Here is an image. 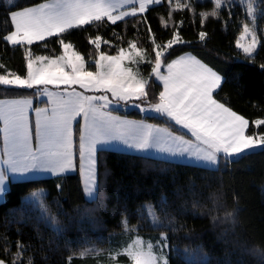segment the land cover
<instances>
[{
	"label": "trees",
	"instance_id": "16d2710c",
	"mask_svg": "<svg viewBox=\"0 0 264 264\" xmlns=\"http://www.w3.org/2000/svg\"><path fill=\"white\" fill-rule=\"evenodd\" d=\"M46 1L18 0L13 7L0 0V64L4 65L0 74L26 76L29 50L33 57L62 55L61 38L73 44L92 71L99 53L113 56L121 48L132 51L130 42H134L145 51L133 57L132 69L135 75L139 71V78L149 79L153 101L158 102L162 87L151 72L153 37L163 45L178 31L185 42L166 50L168 62L191 53L223 72L227 82L215 98L249 121L247 135H264V125L254 123L264 119V39L252 58L238 50L243 26L251 22L242 0H223L219 17L206 19L201 14L214 10V0H188L194 11L176 9V0H162L140 16L115 24L104 18L31 46H13L3 40L13 30L10 8L20 10ZM252 1L259 17L264 0ZM256 22L262 35L264 18ZM200 32L206 33L203 41ZM97 35L102 37L99 49L89 42ZM32 95L35 91L0 85V99ZM119 114L167 128L172 125L182 132L166 118L145 119L138 109ZM80 129L79 123L75 128V173L11 183L0 203V259L5 264H12L17 241L25 251L16 264H27L29 258L32 264H111L114 260L130 264L126 255H114L122 253L137 236L161 243L165 235L169 264H264V256L250 250L264 254V151L241 155L237 162L222 158L217 169H209L103 150L97 158L100 198L88 201L79 169ZM33 194H40L43 201L32 202ZM149 206L159 217L158 225L152 223ZM86 249L89 251L81 257Z\"/></svg>",
	"mask_w": 264,
	"mask_h": 264
},
{
	"label": "snow or ice",
	"instance_id": "6c2138e0",
	"mask_svg": "<svg viewBox=\"0 0 264 264\" xmlns=\"http://www.w3.org/2000/svg\"><path fill=\"white\" fill-rule=\"evenodd\" d=\"M171 2V0H170ZM8 5H15L18 0H6ZM161 0H139V11H147V6L160 4ZM223 0H214V10L202 13V19L209 15L219 17V9ZM188 8L195 10L188 0H176V9ZM115 4L113 0H48L35 6H25L20 10H8V17L14 30L3 35V40L10 45H28L35 42L45 41L49 37H60L74 28H81L93 22H102L105 17L115 24L117 20L127 15H136L137 8L131 12H121L113 15ZM175 10V9H174ZM171 18V12H169ZM247 15L253 20L264 18V12L255 16L251 4ZM252 32V41L245 46L239 41L237 47L252 58L256 49L255 31L250 30L246 23L243 26L241 40L245 35ZM149 32L151 28L149 27ZM206 33L200 32L199 39L203 41ZM102 37L97 35L90 43L100 48ZM179 32L173 33V39L166 44H157L153 37V51H155L154 66L151 68L156 80L162 82L163 90L159 92L158 102L149 99V79L137 78L131 69L122 68V62L133 59L131 53L127 56L123 48L116 56L101 53L95 60V71L87 70L82 55L73 50V44L61 38L63 54L55 58L47 55L32 56L28 51L27 75L16 73L0 74V85L14 86L22 89H32L38 85H79L86 91L102 92L104 95L85 96L74 90L66 93L54 102L51 114L44 111L41 117L40 109H36L37 120L35 125L36 146H32V133L30 131L26 109L31 106V100H0V120L4 121L6 159L0 161L12 173L26 174L28 172H50L53 175H62L73 170V147L74 130L73 121L82 116L85 124L78 132L79 156L81 166L85 159L88 161L89 180L86 185V193L93 200H99L100 187L96 182L94 168L97 163V153L102 152L105 146L111 145L113 140H120L127 149H134L144 156H152L150 151L155 149L163 155L160 159L176 163L183 158L192 157L195 161L204 162L205 167H211L219 163L217 154L231 158V162H237V158L246 155L249 151H264V135H247L246 129L249 121L244 116L233 111L230 106L218 101L214 93L222 90V85L227 82L226 75L219 69L208 67L195 56H180L178 59L168 62L166 50L172 49L174 44L184 43ZM104 43H109L105 40ZM130 47L140 56L145 50L139 49L137 44L130 42ZM143 59V57H141ZM39 62L38 67L34 63ZM151 63V60L148 61ZM166 65L167 74L161 72L162 66ZM4 65L0 64V68ZM264 67V65H262ZM155 83V81H152ZM44 93L50 98L54 95L47 88ZM107 93H111L114 100L139 101L133 106L145 113V119L166 118L174 122V125L187 130L192 137L199 142L197 150L192 151L189 145L191 141L185 139L184 132H176L174 126L160 128L152 124L141 122L121 121L113 117L111 113L103 109L108 108L113 100ZM102 102V103H97ZM257 127L264 125V119L254 121ZM166 133L162 138L160 133ZM170 142L171 146H165ZM203 145L204 148H200ZM192 163V159L187 160ZM58 188L61 185H57ZM9 189L0 173V199H3ZM35 194H33L34 196ZM166 202H162L164 204ZM151 209V206H149ZM152 223L158 225L159 217L155 210L148 213ZM51 220V218H49ZM58 232L59 229L57 228ZM162 237V247L166 240ZM17 252L12 261L16 264L25 251V246L16 242ZM89 250L82 251L83 257ZM129 257L132 264H169V260L163 254L158 255L154 251L152 242L146 247L144 241L137 236L135 240L123 249L122 253ZM71 259V258H69ZM0 264L5 261L0 259ZM27 264H32L29 258ZM207 264V262H206Z\"/></svg>",
	"mask_w": 264,
	"mask_h": 264
},
{
	"label": "crops",
	"instance_id": "0c3cea01",
	"mask_svg": "<svg viewBox=\"0 0 264 264\" xmlns=\"http://www.w3.org/2000/svg\"><path fill=\"white\" fill-rule=\"evenodd\" d=\"M46 2H48V1H46ZM113 2L115 4V10L112 13L113 15H119L121 12H129L130 13L131 12V9L133 7L137 8L136 15H134V16L133 15H127L123 19L117 20L116 23L121 22V21H124V20H127L129 18H133V17H136V16H140V15H142V14H144L146 12L145 11V12L141 13L139 11V0H113ZM161 3H162V0H161ZM154 5H159V4H151V5H148L147 6V10L150 7L154 6ZM105 18H107V17H105ZM13 30H14V28H13ZM38 42H41V41H38ZM188 55L195 56V55H193L191 53H185V54H182L180 56H188ZM180 56H178L175 59H178ZM197 59H199V58H197ZM132 61H133V59H127L126 58L122 62L121 67L122 68H125L126 65H127L129 67V69L132 70V74L135 75V73H134V71L132 69ZM201 62L204 63L202 60H201ZM208 67H210V66H208ZM161 72L163 74H167L166 66L164 68L163 67L161 68ZM137 78L139 79L138 76H137ZM153 78H154V80L156 82H158L161 85L162 90H163V84H162V82L156 80L154 74H153ZM19 89H21V88H19ZM27 90H31V89H27ZM32 91H35V95L25 96V97L2 98L0 100H23V99L31 100V102H32L31 103V106L26 109V114H27V117H28L30 131L32 133V141H31V143H32V146L35 148V146H36L35 125H36V120L38 118L37 117V113H36V109L42 110L41 111V117L44 115V111L43 110H45V109L47 110V113L48 114H51V111H52V109L54 107V102L56 100H58L59 98H61V97H66V93L67 92H64V91H61L60 90V91L55 92L54 95L51 98L50 97L49 98H44L43 97V93L41 91H39V90H32ZM69 92H72V91H69ZM77 93H79V92H77ZM83 95L87 96V93L86 94H83ZM214 95H215V93H214ZM97 103H99V102H97ZM125 109H133V108H131V107H125V106L123 107L122 105L118 104L116 107L109 106L108 108H105L103 110L105 112L111 113V115L113 117H117L121 121H128V122H141L142 121L143 123L152 124V125H155L157 127L162 128V129L163 128H167L165 126H161V125H157V124H154V123H150V122L145 121L143 119H133V118H129V117H126L124 115L119 114V111H122V110H125ZM76 120L79 121L80 126H81V129H82L83 126H84V124H85V121H84L83 117L82 116H78L76 118ZM172 123L174 124V122H172ZM76 125H77L76 121H73V130H74V136H73V141H74V147H73V153H74V155H73V170L72 171H69V172H66V173H64L62 175L73 174V173L76 172V165H75V128H76ZM4 127H5L4 121L3 120H0V161L6 159L5 154H4V150H5V138H4L5 137V134H4V131H3ZM176 127L179 130H181L182 132L185 133V139L186 140L191 141V144L189 145V147L191 148V150L192 151H196L197 150V145L199 144V142L195 140V137H192L191 136V133H188L187 130L181 129L179 126H176ZM248 129H249V126L246 129V134H247ZM160 135H161L162 138H166V133L162 132V133H160ZM165 146L174 147V145H171L170 142L166 143ZM199 147L201 149L204 148L203 145H199ZM104 150H106V151L121 152V153H126V154H131V155L144 156V154L138 153L134 149H127L126 146L120 140H113L111 142V145H108V146H105L104 147ZM150 151L153 153V155L152 156H144V157H148V158H151V159L164 161V160L160 159V157L163 155L162 153L157 152L155 149H152ZM220 154L221 153H219L217 155L220 156ZM97 158H98V153H97ZM188 159H192L193 162L192 163H188L187 162ZM176 163L185 164V165H192V166H199V167H204V168H209V169H217L216 167L217 166L219 167V165H220V162H219V164H216L214 166L205 167L204 166V162H202V161H195L194 158L187 157V156L185 158H183L181 161H178ZM79 169H80V174H81V179H82L84 196H85L86 200L93 201V199L90 198L87 195V193H86V185L88 183L89 176H90L87 159H85V161H84L83 168L81 166V160H80V168ZM93 171H94V174H95L96 182L98 183V164L97 163H96L95 168H94ZM0 173L3 174L4 181H5V184L7 185L8 189L10 188L11 183L31 181V180H37V179H43V178H51V177H57L58 176V175H53L50 172H41V171L28 172L26 174L12 173L6 167V165L3 164L2 162H0ZM59 176H61V175H59ZM4 198L3 199H0V203L4 201Z\"/></svg>",
	"mask_w": 264,
	"mask_h": 264
},
{
	"label": "rangeland",
	"instance_id": "374dc122",
	"mask_svg": "<svg viewBox=\"0 0 264 264\" xmlns=\"http://www.w3.org/2000/svg\"><path fill=\"white\" fill-rule=\"evenodd\" d=\"M245 4H246V6H247V9L249 8V4H251V6H252V9H253V12H254V14H255V16H257L256 15V11H257V9H256V3L255 2H253L252 0H242ZM249 19H250V24H249V28H250V30H254L255 31V38H256V49H255V52H254V54L256 53V51L258 50V48H259V46H260V44H261V41L264 39V31H263V33H262V35L260 34V32H259V30H258V23L256 22V20H253V17L252 16H249ZM243 33V32H242ZM242 35V34H241ZM241 35H240V37H239V39H238V41L241 43V44H244L245 46H247L251 41H252V39H253V36H252V32L250 31V33L249 34H247V35H245V38L243 39V40H241ZM238 48V47H237ZM74 50V49H73ZM238 50H240L244 55H246L244 52H243V50H242V48H238ZM75 51V50H74ZM128 53H131V55H132V57H134L135 55H137L136 54V51L135 50H133L132 49V51H125V54L127 55ZM63 54V53H62ZM103 54H105V53H103ZM253 54V55H254ZM99 55H100V53L98 54V58H99ZM105 55H109V54H105ZM117 55V54H116ZM113 56H115V55H113ZM247 56V55H246ZM53 58H55V57H53ZM39 66V62H36V63H34V67H38ZM85 67H86V69L87 70H89L88 68H87V65H86V63H85ZM163 68L165 67V66H162ZM126 69H129V67L126 65V67H125ZM10 87V86H9ZM12 87H14V86H12ZM14 88H17V87H14ZM45 88H47V90L49 91V92H51V93H55V92H57V91H64V92H67V93H69V91H75V92H79V93H82V94H86L87 93V96H92V95H104V93H102V92H95V91H86L85 89H83V88H81L78 84L77 85H72L71 87H69V86H66V85H60V86H54V85H38V86H36V87H34V88H32L31 90H39V91H41L42 93H43V97L44 98H49V96L48 95H46L45 93H44V89ZM22 89V88H21ZM107 95H108V97H109V99H112L113 100V102H112V104L110 105L111 107H116L118 104H120V105H122L123 107L125 106V107H131V108H136V107H134L133 106V103H139V101H129L128 103H125L124 101H118V100H114L112 97H111V93H107ZM154 95L152 94V93H150V95H149V99H151V100H154ZM99 103H102V102H99ZM138 109V108H137ZM139 110V109H138ZM144 115H145V113L144 112H142ZM257 151V150H256ZM249 152H253V151H249ZM248 152V153H249ZM223 155V156H222ZM219 162H220V160L223 158L224 160L225 159H231V158H229V157H226V156H224V154L223 153H221L220 154V156H219ZM219 164V163H218ZM216 168H218V166L216 167ZM30 201V200H29ZM31 201L32 202H34V203H41L42 201H43V198L41 197V195L40 194H38L37 196H33L32 197V199H31ZM163 237V236H162ZM142 239V238H141ZM162 239V238H161ZM135 240V239H134ZM133 240V241H134ZM143 240V239H142ZM133 241H131V243L133 242ZM144 241V245H145V247H146V245H147V243L148 242H151V241H148V240H143ZM153 243V246H154V251H156L157 252V254L158 255H160V254H163L164 256H166L167 255V253L169 252V245H168V243L166 242V240H164V243L163 244H167L168 246L167 247H162V243H157V242H152ZM250 250L253 252V253H255V254H258V255H261V256H264V254H261L260 253V251L258 250V249H255V248H250ZM123 252V251H122ZM114 257H118L116 254L114 255ZM127 258L129 259V257L127 256ZM129 262H130V264H132V262H131V260L129 259ZM111 264H123V263H117L115 260H114V262H112Z\"/></svg>",
	"mask_w": 264,
	"mask_h": 264
}]
</instances>
